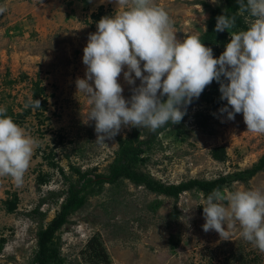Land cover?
<instances>
[{
	"label": "rangeland",
	"instance_id": "rangeland-1",
	"mask_svg": "<svg viewBox=\"0 0 264 264\" xmlns=\"http://www.w3.org/2000/svg\"><path fill=\"white\" fill-rule=\"evenodd\" d=\"M154 3L167 11L172 30L182 41L200 36L210 9L222 7L224 0ZM0 6L6 8L0 14V107L37 141L22 186L0 176V240H4L0 264H32L36 232L40 224L52 220L64 197L56 193L77 181L76 171L89 173L88 178L106 174L118 150L117 140L126 139L135 128L122 127L106 144L96 143L95 122H87L88 97L77 92L75 85L78 77L85 76L83 48L89 34L97 30V22L126 9L115 0H0ZM244 20L249 24L251 18ZM229 41L227 31L221 50ZM118 82L129 99L132 86L123 73ZM214 84L206 87V97L222 103L192 107L184 116V135L163 131L136 169L161 183L179 184L249 169L264 157V134L247 131L242 114L234 120L220 114L227 102L220 99L219 84ZM30 98L39 99L41 107L25 108ZM138 129L140 140L150 132ZM91 188L94 193L57 232L61 262L52 264H264V253L241 237L238 224L231 229V240L221 239L214 230L203 231L201 192H183L173 200L126 179L100 187L92 184L85 192ZM237 189L264 192V169L221 191ZM8 201H16L11 212L5 209ZM36 208L44 213L41 223L33 213ZM93 236L101 242L107 260L95 259V253L86 250Z\"/></svg>",
	"mask_w": 264,
	"mask_h": 264
},
{
	"label": "clouds",
	"instance_id": "clouds-1",
	"mask_svg": "<svg viewBox=\"0 0 264 264\" xmlns=\"http://www.w3.org/2000/svg\"><path fill=\"white\" fill-rule=\"evenodd\" d=\"M115 3L126 10L97 22L83 48L85 76L75 81L77 92L88 97L87 122H95L96 143L106 144L122 127L156 132L169 122L180 124L187 106L213 81L227 102L219 113L228 120L242 114L247 131L264 134V0H237L238 14L251 18L246 30L231 31L235 16L216 17L214 31L230 34L218 58L196 36L178 40L167 11L154 0ZM5 11L0 6V14ZM121 73L132 86L129 99L118 82ZM24 107L40 108L41 101L30 98ZM36 144L0 107V176L22 186ZM202 206L204 232L214 230L231 240V229L238 224L241 237L264 253V192L237 189L225 194L217 188Z\"/></svg>",
	"mask_w": 264,
	"mask_h": 264
},
{
	"label": "trees",
	"instance_id": "trees-1",
	"mask_svg": "<svg viewBox=\"0 0 264 264\" xmlns=\"http://www.w3.org/2000/svg\"><path fill=\"white\" fill-rule=\"evenodd\" d=\"M239 5L237 0H224L222 7L210 9V17L207 22L205 31L198 36L200 41L205 44L206 47L213 49L214 57L218 58L224 50H221L220 43L226 40L227 31L215 32L216 17L226 14L229 17H236V25L234 30H246L248 24L244 18L248 16L247 13L239 15L237 12ZM214 86V81L210 84ZM209 85V86H210ZM208 89V91H210ZM211 102L213 106H219L222 102L219 100H211L206 97V88L198 99H194L193 102L187 106V111L192 107L201 103ZM184 117L180 124L172 125L170 122L164 127L159 128L156 132L150 131L145 139L140 140V132L138 128H134L126 139H118V150L114 154L113 161L108 166V172L106 174L94 175L92 178L89 177V173H81L76 171L78 174L77 181L70 183L67 189L62 192L56 193L59 197L64 195L62 201L59 203V209L46 225L40 224L36 232V250L32 264H52L54 261L61 262L59 258L58 248L56 247L55 240L57 238V232L61 228L68 224L70 215L78 211L86 202L87 196L94 193V189L91 188L89 192H85L90 185L102 186L104 183L113 184L121 179H126L133 184L142 185L145 189L153 194L171 198L177 200L179 195L183 192L198 191L201 192L203 197H206L213 191V189L230 186L235 182H245L251 179L256 173L264 169V157L260 158L257 163L249 169L232 172L223 176H219L214 180H199L190 179L179 184H164L155 180L148 174L143 173L141 170L136 169L138 163L144 161V154L150 149V146L157 139V137L165 130L174 131L175 136L184 135L186 129L184 126ZM217 151V150H214ZM214 153V152H213ZM215 154V153H214ZM217 156L214 155L213 158ZM64 193V194H63ZM52 194V193H51ZM55 195V194H53ZM43 203V201L41 202ZM16 201H8L5 209L11 212L15 209ZM155 206H159L160 202H155ZM35 215H38L40 223L43 220L44 213L39 211V208L33 210ZM0 240V248L2 247ZM177 243V242H176ZM174 245V243H173ZM86 250L93 251V258L108 259V255L104 251L101 242L93 236L86 244ZM95 258V259H96ZM91 260V259H90ZM92 261V260H91Z\"/></svg>",
	"mask_w": 264,
	"mask_h": 264
}]
</instances>
